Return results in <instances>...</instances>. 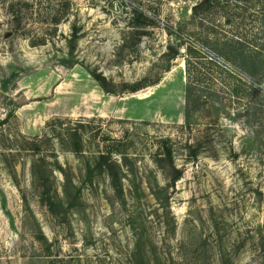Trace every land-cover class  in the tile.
Listing matches in <instances>:
<instances>
[{
	"label": "rangeland",
	"instance_id": "rangeland-1",
	"mask_svg": "<svg viewBox=\"0 0 264 264\" xmlns=\"http://www.w3.org/2000/svg\"><path fill=\"white\" fill-rule=\"evenodd\" d=\"M263 61L264 0H0V264H264Z\"/></svg>",
	"mask_w": 264,
	"mask_h": 264
},
{
	"label": "trees",
	"instance_id": "trees-1",
	"mask_svg": "<svg viewBox=\"0 0 264 264\" xmlns=\"http://www.w3.org/2000/svg\"><path fill=\"white\" fill-rule=\"evenodd\" d=\"M59 22H60V20H57L56 24H59ZM187 51H188L189 54H194L195 53L194 49L190 48V47L187 49ZM220 51H221L222 55L227 56V57H229V56H231L233 54V51L228 46H226L225 44H222V46H220ZM190 67H191V64L187 60L186 61V73H187L188 81H187V84H186V102L189 101V99H190V97L192 95V91H193V86H191L190 81H189V78L191 77L190 75H192ZM99 83H100L101 87L104 89V91L107 94H109L110 92L107 90V88L101 82H99ZM136 91H138V90H134V92H136ZM7 122H8V119L0 121V131H1V128Z\"/></svg>",
	"mask_w": 264,
	"mask_h": 264
}]
</instances>
